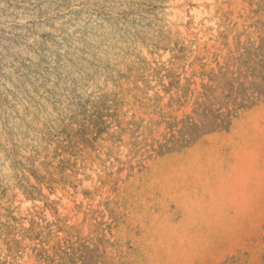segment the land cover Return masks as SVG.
<instances>
[{"label": "rangeland", "instance_id": "rangeland-1", "mask_svg": "<svg viewBox=\"0 0 264 264\" xmlns=\"http://www.w3.org/2000/svg\"><path fill=\"white\" fill-rule=\"evenodd\" d=\"M0 264H264V0H0Z\"/></svg>", "mask_w": 264, "mask_h": 264}, {"label": "bare ground", "instance_id": "bare-ground-1", "mask_svg": "<svg viewBox=\"0 0 264 264\" xmlns=\"http://www.w3.org/2000/svg\"><path fill=\"white\" fill-rule=\"evenodd\" d=\"M41 223V222H40Z\"/></svg>", "mask_w": 264, "mask_h": 264}]
</instances>
